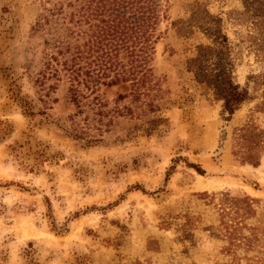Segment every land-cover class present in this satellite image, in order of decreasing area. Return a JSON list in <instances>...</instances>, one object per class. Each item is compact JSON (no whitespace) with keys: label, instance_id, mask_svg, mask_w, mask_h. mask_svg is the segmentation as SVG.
Here are the masks:
<instances>
[{"label":"rangeland","instance_id":"rangeland-1","mask_svg":"<svg viewBox=\"0 0 264 264\" xmlns=\"http://www.w3.org/2000/svg\"><path fill=\"white\" fill-rule=\"evenodd\" d=\"M157 2L154 90L80 83L74 103L62 64L88 35L83 2L0 0V264H264V113L254 100L221 114L187 71L206 38L175 23L193 4L220 17L252 97L264 25L242 0ZM248 123L263 132L256 167L241 162Z\"/></svg>","mask_w":264,"mask_h":264},{"label":"trees","instance_id":"trees-1","mask_svg":"<svg viewBox=\"0 0 264 264\" xmlns=\"http://www.w3.org/2000/svg\"><path fill=\"white\" fill-rule=\"evenodd\" d=\"M83 5L77 12V24L88 23V35L82 47H76L72 58L62 64L68 78L76 87L69 92L74 103L77 86L89 87L100 83L106 87L129 84L130 94L135 99L149 94L156 84L149 67L154 32L159 23L160 6L157 0H80ZM244 11L240 16L251 18L252 24L264 25V0H242ZM188 20L175 23L176 34L186 37L191 28H196L207 40L196 46L195 56L190 60L187 71L192 74L199 90L221 103V114L227 119L248 101L257 100L255 110L264 113V72L250 76L257 96H251L248 87L241 88L234 80L236 54L234 46L223 31L222 19L210 14L200 4H193ZM75 17V15H74ZM85 35V32H83ZM86 70L79 65L85 61ZM46 69L53 66L47 63ZM49 73V72H48ZM52 77L56 70H53ZM42 77H45L44 75ZM143 91V92H142ZM126 96L119 95L123 100ZM263 132L248 123L238 135L241 162L258 166L260 143ZM194 167L199 174L200 168Z\"/></svg>","mask_w":264,"mask_h":264},{"label":"bare ground","instance_id":"bare-ground-1","mask_svg":"<svg viewBox=\"0 0 264 264\" xmlns=\"http://www.w3.org/2000/svg\"><path fill=\"white\" fill-rule=\"evenodd\" d=\"M199 187H202V188H203V187H206V185H203V184H199Z\"/></svg>","mask_w":264,"mask_h":264}]
</instances>
